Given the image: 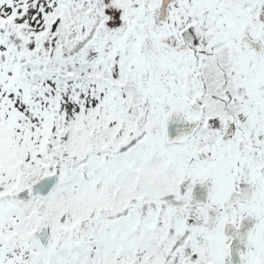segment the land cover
I'll use <instances>...</instances> for the list:
<instances>
[{"label": "snow or ice", "instance_id": "1", "mask_svg": "<svg viewBox=\"0 0 264 264\" xmlns=\"http://www.w3.org/2000/svg\"><path fill=\"white\" fill-rule=\"evenodd\" d=\"M0 264H264V0H0Z\"/></svg>", "mask_w": 264, "mask_h": 264}]
</instances>
